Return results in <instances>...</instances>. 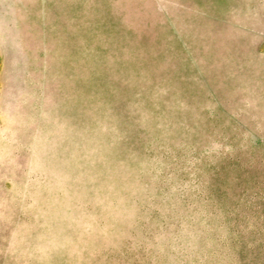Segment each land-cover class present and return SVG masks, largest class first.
Here are the masks:
<instances>
[{
  "label": "rangeland",
  "instance_id": "1",
  "mask_svg": "<svg viewBox=\"0 0 264 264\" xmlns=\"http://www.w3.org/2000/svg\"><path fill=\"white\" fill-rule=\"evenodd\" d=\"M0 264H264V0H0Z\"/></svg>",
  "mask_w": 264,
  "mask_h": 264
}]
</instances>
